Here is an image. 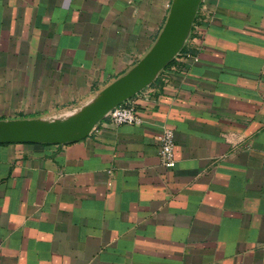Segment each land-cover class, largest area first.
<instances>
[{
  "label": "crops",
  "instance_id": "obj_1",
  "mask_svg": "<svg viewBox=\"0 0 264 264\" xmlns=\"http://www.w3.org/2000/svg\"><path fill=\"white\" fill-rule=\"evenodd\" d=\"M170 2L0 0V118L88 100L147 51ZM208 3L192 57L131 97L139 122L0 142V264H264V0Z\"/></svg>",
  "mask_w": 264,
  "mask_h": 264
},
{
  "label": "water",
  "instance_id": "obj_2",
  "mask_svg": "<svg viewBox=\"0 0 264 264\" xmlns=\"http://www.w3.org/2000/svg\"><path fill=\"white\" fill-rule=\"evenodd\" d=\"M201 0H171L157 37L130 67L61 114L0 118V142L67 143L89 134L117 104L149 85L188 39Z\"/></svg>",
  "mask_w": 264,
  "mask_h": 264
},
{
  "label": "built area",
  "instance_id": "obj_3",
  "mask_svg": "<svg viewBox=\"0 0 264 264\" xmlns=\"http://www.w3.org/2000/svg\"><path fill=\"white\" fill-rule=\"evenodd\" d=\"M210 17V6L208 0H201L197 13L195 15L194 21L192 23V32L197 34L202 28L200 26L208 22ZM191 33V32H190ZM193 36L188 37L184 44V49L182 48L174 57L177 61L188 60L192 57L191 46L189 42ZM109 123L113 125H118L121 123H136L141 120V116L138 112V107L135 102L130 98L125 101L115 105L105 116ZM158 153L162 163L165 166L172 167L175 165L174 157V132L172 128L165 127L161 133L158 135Z\"/></svg>",
  "mask_w": 264,
  "mask_h": 264
},
{
  "label": "trees",
  "instance_id": "obj_4",
  "mask_svg": "<svg viewBox=\"0 0 264 264\" xmlns=\"http://www.w3.org/2000/svg\"><path fill=\"white\" fill-rule=\"evenodd\" d=\"M183 49L185 48L184 46L182 47ZM175 59L173 58L168 64L172 63ZM167 64V65H168Z\"/></svg>",
  "mask_w": 264,
  "mask_h": 264
}]
</instances>
